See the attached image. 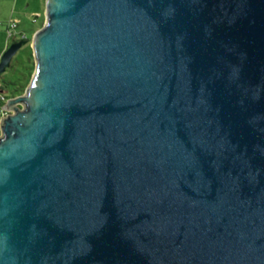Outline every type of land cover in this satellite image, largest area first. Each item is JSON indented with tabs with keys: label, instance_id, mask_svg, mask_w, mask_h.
Segmentation results:
<instances>
[{
	"label": "water",
	"instance_id": "obj_1",
	"mask_svg": "<svg viewBox=\"0 0 264 264\" xmlns=\"http://www.w3.org/2000/svg\"><path fill=\"white\" fill-rule=\"evenodd\" d=\"M44 15L2 107L0 264H264V0Z\"/></svg>",
	"mask_w": 264,
	"mask_h": 264
},
{
	"label": "rangeland",
	"instance_id": "obj_2",
	"mask_svg": "<svg viewBox=\"0 0 264 264\" xmlns=\"http://www.w3.org/2000/svg\"><path fill=\"white\" fill-rule=\"evenodd\" d=\"M44 11L45 0H0V56L13 43L6 38L9 21L17 24L16 32H23L30 38L29 44L19 49L9 68L0 77V89L5 97H16L19 94L18 89L25 90L28 86L34 71L31 39L45 22Z\"/></svg>",
	"mask_w": 264,
	"mask_h": 264
},
{
	"label": "built area",
	"instance_id": "obj_3",
	"mask_svg": "<svg viewBox=\"0 0 264 264\" xmlns=\"http://www.w3.org/2000/svg\"><path fill=\"white\" fill-rule=\"evenodd\" d=\"M16 29H17V24L12 20L9 21L7 24V27H6V38L8 41L12 40V39H17V40H25L26 39V34L23 32L21 34H19L18 32H16ZM1 99L3 102H5V100L3 98H1ZM2 107H0V121L7 114L4 110H2ZM0 133H1V131H0Z\"/></svg>",
	"mask_w": 264,
	"mask_h": 264
},
{
	"label": "trees",
	"instance_id": "obj_4",
	"mask_svg": "<svg viewBox=\"0 0 264 264\" xmlns=\"http://www.w3.org/2000/svg\"><path fill=\"white\" fill-rule=\"evenodd\" d=\"M13 43L12 44H15V43H18V42H21V41H27V44H29V41H30V38L29 37H27V35H26V39L25 40H17V39H12L11 40ZM31 53V52H30ZM33 70V69H32ZM1 77V76H0ZM20 87H22V86H20ZM19 87V88H20ZM23 88V87H22ZM18 96L19 95H21V94H23L24 93V90L23 89H18ZM14 97V96H13ZM13 97H11V98H13ZM1 98H3L5 101L6 100H8L9 98L8 97H5V96H3V90L2 89H0V107H2L3 106V104H4V102L2 101V99Z\"/></svg>",
	"mask_w": 264,
	"mask_h": 264
}]
</instances>
